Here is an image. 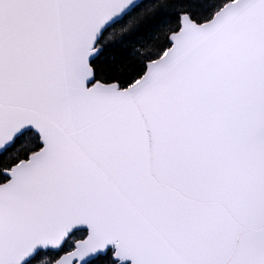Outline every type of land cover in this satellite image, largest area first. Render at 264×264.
Returning a JSON list of instances; mask_svg holds the SVG:
<instances>
[{
  "label": "snow or ice",
  "instance_id": "obj_1",
  "mask_svg": "<svg viewBox=\"0 0 264 264\" xmlns=\"http://www.w3.org/2000/svg\"><path fill=\"white\" fill-rule=\"evenodd\" d=\"M0 264H264V0H0Z\"/></svg>",
  "mask_w": 264,
  "mask_h": 264
}]
</instances>
